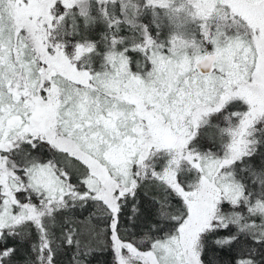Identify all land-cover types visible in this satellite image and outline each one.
<instances>
[{
  "label": "snow or ice",
  "instance_id": "obj_1",
  "mask_svg": "<svg viewBox=\"0 0 264 264\" xmlns=\"http://www.w3.org/2000/svg\"><path fill=\"white\" fill-rule=\"evenodd\" d=\"M0 264H264V0H0Z\"/></svg>",
  "mask_w": 264,
  "mask_h": 264
}]
</instances>
